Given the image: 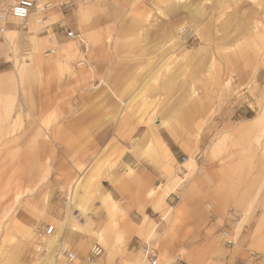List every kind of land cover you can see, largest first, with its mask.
I'll use <instances>...</instances> for the list:
<instances>
[{
	"label": "rangeland",
	"instance_id": "1",
	"mask_svg": "<svg viewBox=\"0 0 264 264\" xmlns=\"http://www.w3.org/2000/svg\"><path fill=\"white\" fill-rule=\"evenodd\" d=\"M14 1L0 0V264H42L29 232L49 225L73 264L141 260L130 242L148 233L158 264H231L232 252L237 264L250 251L264 264L243 240L264 192V0H37L53 8L33 30L9 15ZM185 22L195 34L174 45ZM70 43L63 64L55 51ZM125 166L172 192L137 225L110 192L129 191ZM95 242L116 253L85 262Z\"/></svg>",
	"mask_w": 264,
	"mask_h": 264
},
{
	"label": "crops",
	"instance_id": "2",
	"mask_svg": "<svg viewBox=\"0 0 264 264\" xmlns=\"http://www.w3.org/2000/svg\"><path fill=\"white\" fill-rule=\"evenodd\" d=\"M32 17H34V16H32ZM51 44H54V43L52 42ZM56 45H58V44L56 43ZM49 49L52 50L54 48L51 47ZM134 169L136 170V172L133 173V175H130L129 177L127 176L126 178L123 177L122 179H120L121 182H124L127 184V186L129 187V189H127V190H129V191H125L122 195H119V193L113 189L110 192H111V195L114 196L115 198L123 197V198L128 199L126 201H123L122 208H124L125 211L128 213L129 219H131L132 223L137 225V224L143 222V220H144L143 217H147V210H149L150 207L154 206V208H155V204L149 200V198L147 197V194H148L149 189L152 188V185L154 187L156 185L155 184L151 185L150 181H152V179H151L152 178L151 177L152 171L147 170V167L141 168V167L137 166ZM167 172H170V174L175 175V172L172 169H168ZM116 177H114L113 179H116ZM100 182L102 185L111 184L109 182L108 178H102ZM111 186H112V184H111ZM158 187H160L161 189H166L167 185L165 187L163 184H161V185L157 186L156 188H158ZM112 188H113V186H112ZM156 188H153V189H156ZM178 192H179V194L182 195L181 190H179ZM171 193L172 192H169L166 195V197L169 196V194H171ZM258 194H261V195L255 196V199H256L254 201V203L256 202L255 205L251 206V207L249 206V208H248V209H250L249 213L251 214V216L249 217L248 225H247L248 227L246 228L247 233L243 235V240L245 243L248 244V246L251 243V244L255 245L256 247L261 248V253L263 254L264 253V192H261ZM112 196L110 197L111 201L115 202ZM166 197L163 199V201H164L163 204L168 202V201H165ZM148 201H150V202H148ZM241 201L242 200L238 201L236 199H232L229 203V205H231V207L229 209L233 208L234 210H236V207H234L233 204H240L241 208L236 210V214L244 213L243 209H245L246 206L244 205V202L243 201L241 202ZM163 204H161V205H163ZM187 206H188V204L185 203L182 208H186ZM183 210L185 211V209H183ZM98 214L100 215V217L102 216V219H105V216H104L105 210H103L101 208L98 211ZM132 223H129V224H132ZM150 235H151V233H150ZM98 239H99V237H98ZM62 240L64 241L63 237H62ZM135 242H145V241H142L140 238H136V239H134V241H131L130 244L135 243ZM95 243H97V242H95ZM92 244H94V243H92ZM98 244H100V243H98ZM153 245H154V243H153ZM89 247H88V249H89ZM102 247L104 248L105 253H107V252L112 253V254L116 253V250H114V248L110 249V247L108 246L107 243H105L106 249L104 246H102ZM130 249H131V251L135 250L134 252H136V253L138 252V251H136V249H133L131 247H130ZM125 253H126V256L123 258L125 261V264H129V262L132 260H135L137 264H143V259L140 260L139 256H136V255L134 256L133 254L127 253V252H125ZM233 254L234 253L232 252L231 253V264H234V260L236 257V256L233 257ZM104 259L105 258H102V259L99 258V259H96L95 262L96 263H102V261H104ZM186 259H187V261H185L186 262L185 264H187V263L190 264V262L188 261V257ZM182 263H183V260H182Z\"/></svg>",
	"mask_w": 264,
	"mask_h": 264
},
{
	"label": "bare ground",
	"instance_id": "3",
	"mask_svg": "<svg viewBox=\"0 0 264 264\" xmlns=\"http://www.w3.org/2000/svg\"><path fill=\"white\" fill-rule=\"evenodd\" d=\"M43 7H40V6H37L35 4L34 8L29 12V15L24 18V19H15L16 20H22V21H28L26 24V27L25 29H28V30H33L34 28H36L35 26L38 25V24H42V22H44L43 18V14L46 12V10H51L53 7H52V4L48 1H46L44 4ZM51 8V9H50ZM187 8V7H186ZM190 8V7H189ZM188 9V8H187ZM52 14V13H51ZM190 14L191 16H195L196 14V11L191 9L190 11ZM35 15V16H34ZM31 16H34V17H31ZM47 21V20H46ZM45 23V22H44ZM43 25H46V24H43ZM22 26V25H21ZM43 27V26H41ZM45 27V26H44ZM257 27V26H255ZM196 28V27H195ZM39 29V28H37ZM256 29V28H255ZM187 31H189L190 33L192 32V36L195 34L194 32V29L193 27H191L189 24H187L186 22L183 23V25L181 24V26H179L177 29H176V32H174V34H172L171 38H173V41H174V45L175 43L178 44V41L180 43H186L188 38H187ZM34 33V31H32ZM35 34V33H34ZM67 37V36H66ZM69 38V37H68ZM72 39H75L74 41L76 42H82L84 41V39L82 38L81 34L77 35L76 38H72ZM38 43V42H37ZM61 46V45H59ZM78 45L76 44H72L70 43L69 45H63L61 47H59L55 53H56V56L58 58H60V62L61 63H67L70 59H71V56H73V54L75 52H77L78 50ZM41 52L38 53V56L40 58H42V56L40 55ZM84 52H82V55L84 56ZM43 59V58H42ZM84 57H82V60L79 62L80 64H83L84 62ZM71 62V61H70ZM27 66V67H26ZM31 67L30 64H26L24 65L23 67H21V70L22 71H29L28 68ZM232 78V77H231ZM233 80V78H232ZM188 159H186L185 161H182V163H186ZM124 173L125 175H130L131 172H132V169L129 167V166H125L124 168ZM174 178V177H173ZM175 179H173L174 181ZM177 180V179H176ZM177 185V183H176ZM179 185V184H178ZM170 190V188L167 186L166 189H161L160 187L156 188V189H153L151 191L148 192L147 194V197L149 198V200L151 202H153L155 204V207L156 205H161L163 204V199L166 197L167 195V192ZM71 193V192H70ZM73 218V217H72ZM67 220V219H66ZM67 222V221H66ZM28 230V229H27ZM59 232L57 233H52L51 235L49 236H45V235H40L38 234V232H35V234L32 236V233L31 231L29 232V238H34L33 240V250L35 251L36 253V250L38 248H44L45 250L42 252H37V254H40L42 256H45L47 255L46 258H43L41 259V262L42 264H57V261L59 260H62L63 264H66L65 263V260L63 259L62 255L60 253H58L57 251V247L59 245H61L62 247L64 248H68V245L62 240V237H60V235L58 234ZM151 236L150 233L147 234V238H146V242L148 244H150L151 242ZM149 237V238H148ZM32 238V239H33ZM99 239L102 241V239L100 238L99 236ZM98 244V243H97ZM152 244V243H151ZM150 244V245H151ZM101 248H103L100 244H98ZM156 245V244H155ZM154 245V246H155ZM237 245V244H236ZM157 246V245H156ZM236 246H234L233 248H235ZM158 248V247H157ZM159 249V248H158ZM102 252H104V248L102 249ZM42 253V254H41ZM101 257V256H100ZM160 260L163 262L165 258L159 256ZM167 260V259H166ZM8 263V262H7ZM143 264H147L146 261L143 260ZM156 264H158V255H157V261H156Z\"/></svg>",
	"mask_w": 264,
	"mask_h": 264
},
{
	"label": "built area",
	"instance_id": "4",
	"mask_svg": "<svg viewBox=\"0 0 264 264\" xmlns=\"http://www.w3.org/2000/svg\"><path fill=\"white\" fill-rule=\"evenodd\" d=\"M37 0H16L9 7V15L12 18L24 19L29 15V12L34 8ZM66 36L69 38H76L77 34L72 30L66 31ZM192 37V32L187 31V38L190 39ZM186 157L182 156V161H185ZM54 231V225L47 226L44 230L38 231V234L49 236ZM221 239L223 243L230 248L236 246V241L233 236L227 231L222 230L220 232ZM132 248L136 249L139 252L141 258L146 261L147 264H156L157 261V252L156 248L151 244L149 245L147 242H135L132 244ZM102 249L97 243L92 244L85 258V262H90L93 259L99 258L102 256ZM44 248H38L36 251L43 252ZM58 253H60L65 260L66 264H73L77 260V255L72 248H64L61 245L57 247ZM256 260V254L253 251H250L246 258L239 260L237 264H253ZM181 257L179 255L174 256L169 264H180Z\"/></svg>",
	"mask_w": 264,
	"mask_h": 264
}]
</instances>
